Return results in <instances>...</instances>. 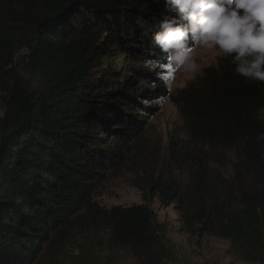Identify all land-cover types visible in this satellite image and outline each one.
I'll use <instances>...</instances> for the list:
<instances>
[{
  "label": "trees",
  "instance_id": "16d2710c",
  "mask_svg": "<svg viewBox=\"0 0 264 264\" xmlns=\"http://www.w3.org/2000/svg\"><path fill=\"white\" fill-rule=\"evenodd\" d=\"M165 14L163 0H0V264H33L81 229L106 230L108 247L138 264H164L153 195L175 203L190 236L213 233L264 264V83L221 58L171 95L146 66ZM20 50L38 86L13 67ZM163 97L187 125L189 152L201 151L183 155L187 192L160 177L142 204L99 206L93 190L133 154Z\"/></svg>",
  "mask_w": 264,
  "mask_h": 264
},
{
  "label": "rangeland",
  "instance_id": "374dc122",
  "mask_svg": "<svg viewBox=\"0 0 264 264\" xmlns=\"http://www.w3.org/2000/svg\"><path fill=\"white\" fill-rule=\"evenodd\" d=\"M22 58L20 50L14 57L13 67L29 81L30 85L38 86L39 79L25 72ZM197 59L202 72L208 67L218 65L212 63L206 54H199ZM119 67H123L124 73L125 62L120 61ZM153 69L149 67V70ZM153 76L161 79L159 67ZM161 81L173 95L189 85L193 79H189L186 74H178L171 85V91L162 79ZM3 95L4 93L0 92V118L4 112ZM163 98L152 103L158 110L149 117L147 128L143 137L135 144L133 154H130L119 168L110 172L93 190L92 200L99 206L109 209L116 205L129 207L142 204L145 202L143 195L151 193L147 190L148 185L153 179L160 177L175 180L182 194L187 192L188 172L183 155L191 153L197 155L201 154V151L194 148L189 152L191 143L187 125L171 98ZM227 159L226 157V161ZM227 163H230V160ZM218 167L224 175L227 169L221 165ZM147 202L152 210L154 223L162 227V240L168 253L164 264H262L246 261L230 248L229 241L213 233H207L200 239L190 236L182 228L175 203L163 207L157 195L148 197ZM33 264L138 263L128 250L108 247L106 230L96 233L81 229L74 238L64 244L45 246Z\"/></svg>",
  "mask_w": 264,
  "mask_h": 264
},
{
  "label": "clouds",
  "instance_id": "9594fccd",
  "mask_svg": "<svg viewBox=\"0 0 264 264\" xmlns=\"http://www.w3.org/2000/svg\"><path fill=\"white\" fill-rule=\"evenodd\" d=\"M167 14L152 34L158 50L148 67L169 66L171 91L178 74L203 75L198 55L230 59L234 74L264 83V0H163ZM162 100L164 98H161Z\"/></svg>",
  "mask_w": 264,
  "mask_h": 264
},
{
  "label": "snow or ice",
  "instance_id": "6c2138e0",
  "mask_svg": "<svg viewBox=\"0 0 264 264\" xmlns=\"http://www.w3.org/2000/svg\"><path fill=\"white\" fill-rule=\"evenodd\" d=\"M159 69L161 71L162 78L165 81L170 82V80L172 79V71L173 70L169 66H166V65H161L159 67Z\"/></svg>",
  "mask_w": 264,
  "mask_h": 264
},
{
  "label": "built area",
  "instance_id": "2783aa9c",
  "mask_svg": "<svg viewBox=\"0 0 264 264\" xmlns=\"http://www.w3.org/2000/svg\"><path fill=\"white\" fill-rule=\"evenodd\" d=\"M26 54H28V50H26V53H25V55H26Z\"/></svg>",
  "mask_w": 264,
  "mask_h": 264
}]
</instances>
